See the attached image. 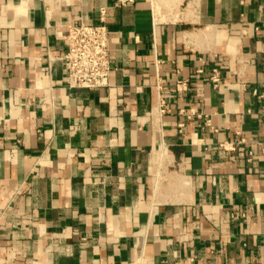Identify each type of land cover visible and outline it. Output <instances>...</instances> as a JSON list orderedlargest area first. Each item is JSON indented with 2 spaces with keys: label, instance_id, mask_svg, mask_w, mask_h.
<instances>
[{
  "label": "crops",
  "instance_id": "0c3cea01",
  "mask_svg": "<svg viewBox=\"0 0 264 264\" xmlns=\"http://www.w3.org/2000/svg\"><path fill=\"white\" fill-rule=\"evenodd\" d=\"M117 1L0 0V264H264V0Z\"/></svg>",
  "mask_w": 264,
  "mask_h": 264
},
{
  "label": "built area",
  "instance_id": "2783aa9c",
  "mask_svg": "<svg viewBox=\"0 0 264 264\" xmlns=\"http://www.w3.org/2000/svg\"><path fill=\"white\" fill-rule=\"evenodd\" d=\"M134 0H118L116 6L132 4ZM65 44L63 66L65 86L69 91H92L104 88L109 83L110 55L107 28L101 24L90 26L85 24L68 25L59 34ZM216 68L211 70L210 83L216 87L219 83ZM185 84L176 86L184 89ZM264 115V114H263ZM225 148V146H221ZM230 151L232 147H228Z\"/></svg>",
  "mask_w": 264,
  "mask_h": 264
}]
</instances>
